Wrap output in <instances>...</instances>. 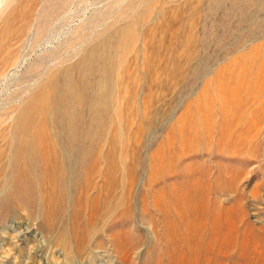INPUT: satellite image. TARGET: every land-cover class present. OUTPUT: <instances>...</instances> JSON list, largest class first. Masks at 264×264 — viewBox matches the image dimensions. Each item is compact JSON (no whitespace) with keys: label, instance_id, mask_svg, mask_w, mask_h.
Segmentation results:
<instances>
[{"label":"rangeland","instance_id":"374dc122","mask_svg":"<svg viewBox=\"0 0 264 264\" xmlns=\"http://www.w3.org/2000/svg\"><path fill=\"white\" fill-rule=\"evenodd\" d=\"M176 197L264 264V0H0V264H171Z\"/></svg>","mask_w":264,"mask_h":264},{"label":"bare ground","instance_id":"6f19581e","mask_svg":"<svg viewBox=\"0 0 264 264\" xmlns=\"http://www.w3.org/2000/svg\"><path fill=\"white\" fill-rule=\"evenodd\" d=\"M49 149L53 148L50 147ZM193 208V204L186 203L184 200L176 197L169 208L164 210L166 217H169L168 215L173 212L179 220V222L172 226L171 230L173 231L172 244L180 254V261L177 259V256L172 260L171 264H189L194 259L198 261L200 256H203V264H219L218 256H216L214 250L217 243L216 234L213 232L210 238L206 239L204 234L195 229V221L186 219V215L190 214ZM180 227H183L185 232L177 231ZM185 250L189 251V259L183 255L186 254Z\"/></svg>","mask_w":264,"mask_h":264}]
</instances>
